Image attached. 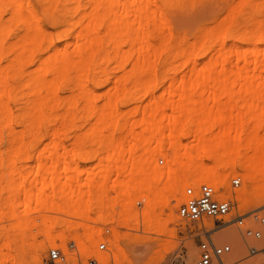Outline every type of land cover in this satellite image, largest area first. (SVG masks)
Returning <instances> with one entry per match:
<instances>
[{"label":"bare ground","instance_id":"1","mask_svg":"<svg viewBox=\"0 0 264 264\" xmlns=\"http://www.w3.org/2000/svg\"><path fill=\"white\" fill-rule=\"evenodd\" d=\"M73 1L76 3L74 5L72 4V7H69L71 10H68L66 8L68 6L65 7L64 5L72 3V0L68 3L65 0H0V146L6 141L10 143V147L12 146L18 149L23 147L25 149L24 146L26 147L27 144L22 145L23 143L21 142L24 138H26V141L30 138L34 142V138L38 141L37 138L42 140V138L47 137L53 143L58 133L56 130H52L53 132H51L44 124L46 125L51 119L56 120L59 118L65 122L73 121L77 117L73 110V108H77V97L75 100L70 92L63 96L59 94L62 88L65 89L67 87V83H73L72 81H68H70V76L73 78L74 75L79 77L75 78L74 76L76 79L74 83L80 87L77 93L82 91L79 94L80 97L77 95L78 99L82 100L81 107L94 116L91 131L89 130V132L81 136L88 138V140L90 137H93L90 140L96 137L97 139L95 140H99L102 143L107 136V134H105L106 136L104 135L103 129L106 128L105 131L108 133L107 128L109 127L111 130V126L113 128L112 130H114L121 125V116L122 118L125 117L123 116L124 113L120 112L121 109H118L119 104L124 102H126V105L127 102L128 104L134 103L137 97H135V94L138 95L137 92L142 96L152 94L151 92H153L152 90L156 86L153 88L152 85L154 83L152 84L151 81L153 82L154 79L158 81L160 78L155 77L157 76L155 75L157 62H161L160 64L162 65H159V67L162 66L161 68L167 74L174 68L176 71V67H179V65L188 66L187 68L189 69L185 67L188 72L187 77L186 75L183 78L179 76L181 80L177 84L174 81L176 78L170 76V80L173 78L172 81L176 85H173L172 83L174 82L170 81L171 83L169 82L168 87L166 84L163 86L166 87L164 88V92L162 90L163 95L160 92L156 95L157 99H154V97L150 100L148 99L146 104L139 105L141 106L139 112L140 117L136 121L137 125L140 126L138 131L131 126L119 138H114L109 135V132L108 135L111 137H108L109 139L107 138V140L105 139L107 142L102 143V145L105 148H111L109 149L110 152L104 157V162L96 167L97 173L102 172V174L99 173L102 177L104 175L103 182L106 183V179L115 171L117 173H124L128 169V165L126 164L129 163V170L126 172L129 176L134 175L133 172L136 173L138 171L136 169L140 166L138 165L139 162L142 165L141 169L139 168L138 173H136L137 175H134L138 179H132H135L133 180V184L135 185L133 189L140 192L142 196L135 201L143 203L144 198L146 205L140 213V218L135 214L133 218L134 225L132 226L137 231L140 229L144 233V235H141L143 238L140 241L143 240L141 242H144L147 251L145 254L148 255L146 264L151 260L161 259L162 254L171 250L174 246L171 240L159 243L156 248H152L151 244L153 241L160 239L157 235L167 234L168 231L165 230V224L168 219L172 220L171 222L182 219L177 213L176 206L181 201L180 188L183 186H195L198 183L214 182L220 175L219 168L231 169L235 174L238 170H241L243 171V183L237 193L239 199L238 204H247L249 201L258 204V202L263 201L264 134H260L259 130L264 126V0H225L224 2L222 0L221 2L223 4L218 9L219 12L216 13L218 11L217 9L213 10V14L210 12V17H207L209 15L206 16L209 21L206 24L198 25L197 29L191 32V36L189 37L192 39H189L190 41L186 40L188 38L186 35L179 36L177 33V35L173 34L171 29L173 23L170 13L172 12L171 9H177V5L180 4L182 6L184 1L190 3L194 0H87L85 4L80 3V0ZM4 13L7 15L3 16L2 14ZM75 13H79V15L73 19L72 14L74 15ZM43 18L55 31L48 32L45 29ZM198 56L201 58V61H198ZM108 61L113 63L111 64ZM107 62L111 64L109 67L105 65L108 64ZM177 62L179 65H177ZM114 63L116 67L114 65L113 70H120L121 73L118 75V71L114 76V71H112L111 73L114 78L108 75L113 78V83L112 85L108 83V89L110 86L111 88L106 94V91H100L105 96L102 97L104 98L103 103L100 106H96L92 93L98 92L93 89V92L90 93L89 87V91L85 88L87 84L83 83L85 82L83 80H86L84 77L90 71H93L91 73L95 76L101 72L105 74L104 69L100 68V66L102 67L104 65L109 69L110 67L112 68ZM126 64L129 67H126ZM95 65H98L97 67L100 68H96V72H99L98 74H95ZM179 68L177 69L178 72ZM105 71L107 72V68ZM160 72H158V75H161L162 72ZM77 73L82 76H79ZM101 74L99 77H101ZM146 74L152 77H147L148 75ZM167 74L161 75V79ZM93 75H91L92 78L90 77V79L95 77ZM105 75L107 76V74ZM132 76L133 79H131ZM143 76L146 77L142 78ZM167 76L169 78V75ZM81 77L83 79L80 80ZM96 77L94 80H96ZM102 78L104 77H101L100 80ZM94 80L90 82V84L92 83V87L94 86L93 83H95ZM163 80L162 82H165V79ZM109 81H100V84L104 82V85ZM97 82L95 83L96 85L99 84ZM150 84L152 85L149 90ZM154 85L157 84L155 83ZM76 86L74 88H77ZM98 87L103 86L99 85ZM71 88L68 89L70 90ZM139 88H142V94L138 91ZM68 89L66 88L65 90ZM100 92L98 96L101 94ZM194 93L198 95L196 96ZM211 93L212 96H209ZM151 96H154V94ZM151 96L147 97L151 98ZM222 96L225 97L224 101L226 106L227 104L230 106L229 104L232 102L235 103V100L233 101L235 98L236 101L239 100L242 104L246 105L248 110L253 112V117L249 115L252 117H249L251 119L249 125L248 123H246L247 125L240 124L242 121L239 116V120H237L241 122L237 123L238 121H236L237 126L235 123L233 124L235 125L234 127H232V123L229 124L231 126H228L227 124L230 121H225L226 125H222L221 123L224 122L222 119L219 120V118L211 117L212 114L210 112H205L207 111L205 108L210 102V106L215 105L214 107H220L219 103H221ZM13 107L14 109H12ZM136 107L135 105L134 108ZM77 109H79V106ZM167 109H170L173 115L164 125L162 124L161 117ZM87 112L83 111V113H86L84 115L78 110L77 113L82 115L80 119L81 116L79 117L78 114V121H86L84 119L88 116ZM121 113L122 115H120ZM193 113H197L198 115L196 120H193ZM92 117L90 116V119ZM222 118L224 119V115ZM233 118L236 119L235 117ZM249 118L247 119L249 120ZM43 121H45L44 124L42 123ZM122 125L124 128L127 124ZM219 125L221 127H218ZM215 126H217V129L215 128L217 131H214ZM187 136L192 138L190 139L191 141H184ZM75 138L76 140L74 141L77 142L78 138L76 136ZM16 139L18 141L21 140V144H19L20 142L17 143L18 141L15 142ZM79 141L81 140L79 139ZM77 143L80 145L79 142ZM53 145H49V148L50 146L51 148L54 147ZM79 145L77 150H75V154L79 156L80 160L84 161L90 158L91 154L83 151L84 149H81L82 145ZM138 147L143 150L142 153H151L149 161L152 159V165H150L151 163H149L147 158L146 161L142 160L143 157L141 158L139 156L141 150L138 151ZM31 148L32 146L29 149L31 150ZM165 149H169V152L171 151V154H169L171 159L165 158L164 161ZM44 150H47L46 146L42 147L38 154L40 155ZM135 150L138 152L136 153ZM14 151L17 152L15 149ZM158 153L160 155L164 154L162 156L163 158L161 157L160 159L165 163L161 161L162 167L159 165L160 168H158L157 164L159 163L156 160ZM154 155L157 156L154 158ZM1 158L0 165L3 164ZM133 158L137 160L136 162L138 164L135 162L137 166H134L135 163L131 166L130 160ZM153 159H155L154 165L157 163V169L152 171L153 168H150L151 171H149L150 169L148 170L144 163L146 162V164L149 163L148 165L154 166ZM166 159L170 160L171 165ZM25 160H27V157ZM63 164H65L64 161ZM36 166V170L42 172L39 175L36 171L38 176H41L40 178L45 174L52 176L50 183L40 188L36 194V197L42 198L45 196L44 189L55 187L54 182L57 180L59 173L56 170L55 164L52 162L37 159ZM130 167L136 169L132 171ZM114 169L115 171L112 172ZM142 169L148 170L149 172L142 173ZM62 170L64 172L68 170L73 172L72 175L68 176V179H76L77 181L80 178L77 164L68 167L67 163V165L62 166ZM184 170L185 173L183 172ZM180 171L181 174L175 175L176 172L179 173ZM155 172H157V175H155ZM92 173L95 175L96 172ZM92 173L89 174L91 175ZM96 177L93 176V178ZM100 177L97 178L99 179ZM27 179H29V176ZM98 179L93 180L99 181ZM119 179L118 183L120 181ZM180 179L183 181L182 184H179ZM93 180L91 179V184ZM168 180H174L175 182L173 183L172 189L166 191L163 195H157L154 190V187H157L156 183H163ZM115 181L117 183V180ZM118 183V186L116 185L119 188L117 192L121 196L126 195L125 197H127L129 192L128 184L123 183V180ZM98 188H95V192L99 190L97 192L99 194L102 190ZM8 189L12 192L11 199L14 201H17L20 196L29 198L31 195V190L28 185L25 186L22 183H11ZM218 190L215 189L219 196L222 197V191ZM59 191V197L61 198L60 193L62 192ZM76 191L75 193L74 189H70L71 195L65 198V202L62 205L58 204L57 200L54 199V195L50 196L49 199L46 198L48 210H58L63 213L64 211L70 210V215L72 211L74 214H79L81 210L79 203L84 201L80 190L78 189ZM102 193L106 198L107 193L105 190ZM226 194L227 196L231 195L229 190L226 191ZM73 195L76 198L75 200H73ZM170 196L176 203L169 209L168 218L162 220L159 215V210L167 204L168 197ZM59 197L57 196V199ZM106 199L104 200L105 203L103 206V200L101 196H98V207L100 206V210L103 207V210L108 207L109 204ZM9 200L7 199L6 202H9ZM240 200H242V203H240ZM120 201L122 202H120L121 205L116 201L119 207L122 205L125 206L124 201L128 202V200ZM135 201L133 204H135ZM87 207H89V204H87ZM174 208H176V211H174ZM101 212L105 213V211ZM82 213L79 215L82 216ZM102 214L100 215L102 216ZM8 217L19 218L15 229H20L19 233L21 238L19 240H21L22 244L19 247L17 243H14V246L11 247L12 242H10V238L14 242L15 239H13V236L12 238L10 237L11 235H8L2 244L4 254L0 257V264L7 262L10 264H21L24 261L23 254L26 252V250L24 251L25 246L34 250V254L30 257L34 262L33 264L37 263V261L39 262V256L44 246L42 241L38 240H34L38 243L40 242L39 244L37 243L36 247L32 243L27 242V238H30L33 234L32 228L37 229L38 232L41 230L46 232L44 238L49 243L54 241V238H63L62 233L59 232V234H55V237L47 233L49 227H53L52 225L54 224L52 223L51 216L40 215L34 216L31 219L28 216ZM36 220H38V223ZM204 222L208 226L212 225L210 220H204ZM117 225L131 228L126 217H120L117 220ZM71 228H73V225L70 222L65 224V229L69 230ZM96 232L92 231L86 236L84 235V239L86 241L88 240V244L85 243V240H80L81 249L76 246L80 261H85L89 257H95L97 259L107 257L106 253L94 250L89 245V240L97 235ZM223 232L229 238L239 241V237L235 231L224 229ZM29 233L32 234L30 235ZM167 235L170 237L174 236L172 230L171 232L169 230ZM114 237L111 240L112 246L110 245L112 248L111 255L119 263L118 257L125 258L126 254L122 247L118 246V242H115V239H117L116 235ZM185 245L188 254L191 255L194 247H191L189 243ZM127 258L125 259L129 264L135 263L134 261H132L133 263L130 262L128 260L129 258Z\"/></svg>","mask_w":264,"mask_h":264},{"label":"rangeland","instance_id":"2","mask_svg":"<svg viewBox=\"0 0 264 264\" xmlns=\"http://www.w3.org/2000/svg\"><path fill=\"white\" fill-rule=\"evenodd\" d=\"M65 1L68 3L71 0L70 1L69 0L68 1L65 0ZM82 1H84V2H82ZM221 1L222 0H196V2H195V0H194L193 2H190L189 1L190 3H188V1H184L182 3L183 4L182 6L179 4V5H177V9H174V10L171 9V11L174 12V13H172V12L170 13L171 16H172L173 26H172L171 29H172L173 34H175V35L179 34V36H185L186 35V37H188V38H186V40L190 41L192 39V38L189 37V36H191V32L194 29L196 30L198 25L206 24L209 21L208 18L210 17V15H209L210 12L213 14V10H216V9L218 10L220 8V6H222V4H223L222 2H224L225 0H223L222 2ZM86 2H87V0H80V3L85 4ZM75 3L76 2H74L72 0V3H68V5L66 4L64 6L65 7L68 6L66 8L68 10H71V9H69V7H72L71 5L72 4L74 5ZM188 4H190V5H188ZM69 12L70 11H68V13ZM218 12H219V10L216 13H218ZM70 14H71V12H70ZM70 14H68V15H70ZM2 15L3 16H6L7 14L4 13ZM78 15H79V13H75L74 15L72 14V18L73 19L74 18H77ZM207 15H209V16H207ZM206 16L208 18H206ZM43 25H44L45 29L48 32L49 31H51V32L55 31L54 28H52L47 22H45L44 18H43ZM181 31H183V32H181ZM182 33H184V35H182ZM197 58H198V61H201V58H199V56ZM109 63L108 64H105V65H107L109 67V65H111L113 62H111V64H109ZM160 63L161 62H157V67H156L157 71H155V75H157L155 77H157V78L160 77L159 78L160 81L159 80L157 81V79H154V81L153 82L151 81V83L152 84L153 83L154 84L156 83L157 85L150 84V86H149V90L151 89V85L153 86V88L156 86L152 90L153 92L154 91L155 92L154 93L151 92L152 94H149V95H146V96H142L136 90V92H137L138 95L135 94V97L137 96L136 98H138V99L136 100V98H135V102L134 103L132 102V103H129L128 104V102H127V105H126L125 104L126 102H124V103L119 104L118 105V109L119 110L121 109L120 112H122V113L125 114V115L123 114V116H125L126 119H124L125 117L122 118V116H121V118H120L121 119L120 120L121 125L119 127L115 128L116 130L115 129L112 130L113 128L111 126H110L111 130H110L109 127H108L107 130L110 132V134H109V132L107 133L105 131L106 128L103 129L104 135L107 134V136L105 135L106 137L104 138V141H102V143L107 142V141H105V139L107 140V138L109 137V135L113 136L114 138L115 137L116 138L122 137L126 133L127 129L129 127H131V126H133L134 129L136 131H138L140 129V126L137 125V122L136 121L140 117L139 116L140 115L139 112H140V107L141 106H139V105L146 104L148 99L150 100V99H152L154 97H155L154 99H157L156 98V95H158L160 92H161V94L164 92V90H165L164 88H166V87H163V86L165 84H166V86L167 85L169 86V84L171 82H174V81L177 82V84H178V82L181 80L180 77L183 78V76H185V75L187 77V74H188L187 69H189V68H187L188 66H183V65L180 66L178 64V62H177V65H179L180 68L178 66L176 68L177 69L179 68V72L177 71V69L175 71V68H174L171 71L172 73L169 71V73L167 74V73H165V70H163V68H161L162 66L159 67V65H162ZM100 65H103V64H100ZM114 65L116 67V64L114 63L112 65V68L110 67L111 69L110 68L108 69V67L107 66H104V65L102 67L100 66V68H103L104 69L105 74H107V76H106L102 72H101L102 74L98 72L99 75L101 74V77H104V78H102V80H100L101 77H99V75H96L97 77L95 75H93L91 73L93 71H90L89 73H87V75L85 74L86 77L83 76L84 78H86V80L85 79L83 80V81H85L83 83L84 84L85 83L87 84V86L84 85L85 88L88 89V87H89L90 93L93 92V89H94L98 93L100 91L101 92L106 91L105 92V94H106L108 92V90L111 88V86H110L109 89H108V85L109 84L112 85V83H113L112 80H113L114 76L117 74L116 72L119 71L118 72V75L121 73L120 70H116V71L113 70L114 69V67H113ZM97 66L98 65H95V69H94L95 70V74L97 73L96 72V68H99ZM105 67L107 68V72L105 71L106 70ZM126 67H129V65L126 64ZM183 68H184V70H182ZM158 69H159V71H158ZM112 71H114L113 72L114 76L111 73ZM158 72H160L161 75H165V74L169 75V78H168L167 75L164 76L163 79H165V82H162L164 80L161 79L162 76L160 74L158 75ZM72 74H73V72H72ZM172 74H175L177 77L175 75L172 76ZM91 75H93V77L95 76L96 77V80L98 82L96 80H94L95 77L93 79H90V77L92 78ZM108 75L112 76L113 78L109 77ZM146 75H148V74H146ZM74 76H73V78H71L72 76H70V78H69L70 81H68V82H71V81L73 83L76 82L74 80H76L75 78L77 76H75V78H74ZM79 76H82V75H79ZM149 76L152 77L151 75H148L147 77H149ZM170 76L171 77H175L176 79H174V81H172L173 78L170 80ZM106 77H109V78L105 79ZM145 77L146 76H143L142 78H145ZM77 78H79V77H77ZM167 78H168V80H167ZM81 79H83V78L81 77L80 80ZM109 79H110V81H109ZM131 79H133V76H132ZM92 80H94L95 83L97 82L99 84L96 85L95 83H93L94 86L92 87V83L90 84V82ZM104 80L105 81L107 80L109 82H107V84H104V85H103L104 82L102 84H100ZM155 81H157L158 83L155 82ZM159 82L162 83V84H160ZM175 82L172 83V84L173 85H176ZM73 83H67V87H65V89L66 88L67 89L68 88H71V86H72V88L70 90L68 89L69 91L68 90H65L64 88H62L59 94L61 96H63V95H65V94H67V93L70 92V94L73 95V97H74L75 100H76V97H77V108L79 106V109L73 108V110H74L75 116L78 117V114H79V117L81 116L80 117V119H81L82 118V115L80 113H83V111L84 112H87V111L82 109V107H81V105H82L81 101L82 100H79L78 99V96H79V94H81L82 91L79 92V93H77L80 90V87H78L79 85L76 86L75 83L74 84ZM70 84H71V86H70ZM158 84H160V86H158ZM73 85H75L77 88H74L75 86H73ZM90 85H91V88H90ZM99 85L100 86L102 85L103 87H98ZM105 87H107V88H105ZM157 87H158V90H157ZM72 89H73V91H72ZM89 89H88V91H89ZM141 89L139 88L138 91L141 92V94H142L143 91ZM162 90H163V92H162ZM63 91H66V92H63ZM95 93L94 92L92 93L94 95L93 97L95 99V104H96V106H100V104L103 103V99H104L102 97L105 96V95L101 93L98 96V93H96L97 96H98V98H99V100H97L98 98H96L97 96H95L96 95ZM153 94H154V96H151ZM194 95L197 96L198 94L197 93H194ZM147 96H149V97L151 96V98H148ZM209 96H212V93ZM144 97L147 98V99L145 98L146 99V102H145ZM224 98L225 97H223L221 99V103H219L220 107L218 106V104H216L218 107H214L215 105L210 106L211 105V102H210L209 103L210 105L208 104L209 107L207 105L206 108H205V110H207V111H205V110L204 111L205 112H210L212 114L211 117L213 116L215 118H219V120L222 119L224 122L225 121H228V122L230 121L227 124L228 126H231L229 124L232 123V127H234L236 125V121L239 120V117H240V120L242 122L241 121H238L237 123H240L241 122L240 124H242V125H245L246 123H248V125H249V121L251 120L250 118H252L254 116L253 112H251L250 110H248V108H246V105L242 104L239 100L236 101L235 98L233 99V101L235 100V103L232 102L231 104H229L230 106H228V104L226 106L225 105L226 103L224 101L225 100ZM97 104H99V105H97ZM135 105L137 106L136 108H134ZM210 107H212V108H210ZM12 109H14V107ZM211 109H212V112H211ZM219 109H220V111H219ZM78 110H79L80 113H77ZM213 110H215V111L213 112ZM60 112H62V111L60 110ZM122 113L120 115H122ZM83 114L85 115L86 113H83ZM87 115L88 116L86 117V119H84L86 121H78L77 117H75L76 119L73 120L74 122L73 121H65V122H63V121H61L58 118L59 120L58 119H56V120L55 119H51L50 122H48L45 125L44 124L45 121H43L42 123L44 124V126H46V128H48V130H50L51 132H53L52 130H56L57 131L58 136L54 138V142L55 143L54 142L51 143L50 142V139L47 138V137H45V138H42V140H39V138H37L38 141H36L35 138H34L33 139L34 142L30 138L27 141H26V138H24L22 141L21 140L18 141V139H16L15 142L18 141L17 143H19L21 141L23 143L22 145H24V144L26 145L27 144L26 147L24 146L25 149H23V147H20V149L15 148V147H12V146L10 147V143H7L6 141L1 144L0 149H2V150L0 151V154H1L0 157H2L1 159L3 161V164L0 165V216H1L0 217V257L4 254V248H3L2 244H3V241L6 240V238H7L8 235L9 236L11 235L10 237L13 236L14 238L13 237L12 238L15 239V242H14L9 237L10 238V242H12L11 247L14 246V243H17V246H19V245L22 244L21 243V240H19L21 238V235L19 233V230L20 229H17V228H16L17 230L15 229L16 224L19 221V218H9L8 216H18V217H20V216H28L31 219L34 216H40V215L44 216V215H46V216H51V220L53 221L52 223H54L52 225L53 227H51L52 229L49 227V230H48L47 233L50 234V235H53L55 237V234L57 235V233L59 232V233H62V237L63 238L62 239L54 238L53 239L54 241H52L51 243H49V242H47L45 240L46 238H44L46 232H44L43 230H41L40 232H38L37 229L32 228V232H33L34 236H33L32 233H29L30 235L32 234L30 236V238L32 237V239L30 240V238H27V242H29L30 244L32 243V245L34 247H36L37 246V243H38L36 241L38 240V241H42L43 246H44L43 247V250L41 251L40 256H39V262L37 261V263H35V264H43V261H44V258L46 256V252H47L48 248L54 247V246H60L63 250H66V244L69 241H71V240H74L76 246H78V248L81 249V247H80L81 244L79 243L80 240H85V243L88 244L87 243L88 240L86 241V239H84V235L86 236L88 233H90L92 231H95V232L97 231L96 232L97 235H95L91 240H89V245L94 250H96V244L99 241L103 240V239L107 241L108 245H111L112 246L111 240L113 239L114 235H116V238L117 239H115V242L116 243L118 242L117 243L118 246L122 247V249L124 250L126 256L129 259L126 256H125V258H127L130 262L134 261L135 262L134 264H143V263L146 264V262H147L146 259H147V256L148 255H145V254H146L147 251H146V248L144 246V242H141L143 240L140 241V239L143 238V236H141V235H144V233L140 229H138V231H137V229H134V227L132 226V225H134L133 224L134 223L133 218H134L135 214L138 216V218H140V213L142 212V210L145 208V205H146L144 198H143V203H141L137 207H135L134 204H133V202L136 199L142 197L141 194H140V192L135 191V189H133L135 187V185L133 184V182H134L133 180L138 179V178H135L134 175H137L136 173H138L139 168L141 169L142 165L140 164V162L138 164L136 162L137 160H134V158H135L134 157L132 160H130L131 161L130 164H132L131 166H133L135 162L138 165H140L138 169H136L135 167H133V168L136 169V171L138 170L136 173L133 172L134 175L129 176L126 173L129 170V163H128V164H126V165H128V167H127L128 169H126L124 171V173L121 172L122 173L121 174L119 171H118L119 173H117L115 171V169H114V170H112V172L115 171L114 172L115 174L111 172L112 174H110L111 176L109 175V177L106 179V183L103 182L104 175H103V177L101 175H99V173L102 174V172H98L97 173L96 167L99 164H102L104 162V157L110 152L109 149H111V148H108V147L105 148L104 145H102V143L99 142V140H95V139H97L96 137H94L93 140H90V139L93 138V137H90V139L88 140V138H83L81 136L84 133L89 132V130L91 131V128L93 127L94 116L92 114H90L89 112H87ZM120 115H119V117H120ZM172 115H173L172 111L170 109H167V111L165 112V114L161 117L162 124L165 125L171 119V116ZM223 115H224V119L222 118ZM249 115L250 116L252 115V117H250ZM90 116L91 117L93 116V117L90 119ZM192 116H193V120H196L198 118L197 117L198 116L197 113L196 114L193 113ZM230 116H232V117L230 118ZM227 117H228V119H227ZM233 117H235L236 119H234ZM247 118H249V120ZM246 120H248V121H246ZM122 121H123V123H122ZM243 121H245V122L243 123ZM224 122H222L221 124L222 125L223 124L226 125V122L225 123ZM234 123H235V125H233ZM122 124H124V125L127 124V125H125L126 127L124 126V128H123V125ZM218 127H221V126L219 125ZM215 128L217 129V126L214 127V131H217ZM263 131H264V126H262L260 128L259 133L260 134H262V133L264 134ZM75 136L78 138V141L77 142H79L80 145L76 141H74V140H76ZM187 137L184 139V141L185 142L191 141L190 139H192V138L189 136L188 139H187ZM79 139L81 141H79ZM83 140L84 141L86 140V141L84 142ZM96 141H97V143H96ZM21 142L19 144H21ZM32 142L35 143V144H33ZM99 143H101V144H99ZM31 144H33L34 146L31 145ZM48 144L49 145L54 144L53 145L54 147L51 148V146H50V148H49V145ZM78 145L79 146L82 145L83 148L81 147V149H84L83 151H85L87 153L89 152V154H91V157L88 158V159H86V160H84V161H81L80 158H79V156H77L75 154L76 153L75 150H77ZM31 146H32L33 149L31 148V150H30L29 148ZM45 146H46V149L47 150L46 151L44 150V152H42L39 155L38 154L40 152L39 150L42 147H45ZM138 148H137L138 151L141 150V152L139 153L140 154L139 156L141 158L143 157L142 160H145L146 161V158H147L148 161H149V158H150L151 153L150 152H146V153L143 152L142 153L143 150L141 148H139V149ZM14 149L17 152H15ZM137 150H135L136 153L138 152ZM3 152H4V154H2ZM135 152H134V154H136ZM170 152H169V149H165V155L164 154H161L160 155L158 153L157 155H158L159 158L157 157L156 160L160 159L163 155H164V159H163L164 161H165V158L171 159L170 158L171 156L169 155V154H171ZM42 154H43V156H42ZM92 154L93 155L95 154L94 155L95 157ZM141 154H143V155L141 156ZM146 154H147V157H146ZM38 156H39L40 159L38 158ZM156 156L154 155V158ZM26 157H27V160H25ZM140 157H138V158H140ZM138 158H136V159H138ZM37 159L38 160H41L42 159V161H46V162L47 161L48 162H52L53 164H55L56 170L59 173V175L57 176V180L54 182V186L55 187L53 186L54 188L44 189L45 191H43V192H44V195L45 196H43L42 198L36 197V194H37V192H39V189L40 188H43L44 186H46V185H48L50 183V181L52 180V176L50 174H48V175L45 174L42 177L43 179L40 178L41 176L40 177L38 176V174L39 173L41 174L42 172L41 171L38 172L36 170L37 169L36 168L37 167L36 166ZM154 160L155 159H153V165H154V162H155ZM166 160L170 164V160H168V159H166ZM63 161H64L65 164H63ZM150 161H149V163H151L150 165H152V161L151 162ZM164 161H163V163H165ZM167 161H166V163H167ZM67 163H68V167H72V166H75L77 164L78 171H79V174H80V178L77 181H76V179H68V176L73 174V172L71 170H68L66 172H64L62 170V166L63 165H67ZM136 163H135L134 166H137ZM149 163L146 164V162H145L144 165L147 166L148 170L150 168H153L152 171H155V169H157V166H156L157 163H159V164H157L158 165V168H160L159 165L160 166L162 165V163H160L159 161H157V163L154 166L148 165ZM164 165H163V167H164ZM167 167H168V165H167ZM144 168H145V166H144ZM147 168H145V169H147ZM164 168H166V167H164ZM135 169H132L131 168L132 171H134ZM92 170H94V171H92ZM148 170L146 171V170H143L142 169V171H143L142 173H147V172L151 171V169L149 171ZM36 171L38 172V174L36 173ZM69 171H71V172H69ZM88 172L89 173H92V172L95 173L96 172V173H95V175H93V173L90 175ZM183 172L185 173V170ZM219 172H220L219 177L214 182H210V184L213 186L214 189H219V190L222 191V195H223L222 198H230V199H232L235 202L236 209H237V214L247 213V212H249L251 210H255L259 214L264 215V200L258 202V204H254V202H251V201H249V202H247V204H245V203H242V200H240L241 201L240 203H242V204H238L239 203V199L237 197V193H238V190L241 188L242 183H243V179H242L243 178V176H242L243 175V171L238 170L237 173L235 174V173L232 172L231 169H227L226 170V169L219 168ZM35 173H36V176H35ZM125 173H126V175H124ZM96 174H97V177H100V176L101 177L98 179L96 177ZM179 174H181V171L179 173L178 172L175 173V175H179ZM30 175H31V180H30ZM155 175H157V172H155ZM28 176H29V179H27ZM93 176H95L96 178H93ZM124 176H125V178H124ZM121 177H122L123 183L125 182V183L128 184V189H129L128 191L129 192H128V196L127 197H125L126 195H124V196L122 195L121 196L119 194V192H117L119 188L116 187V185L118 183V179L119 178H120L119 179L120 180L119 183L122 181L121 180ZM233 177H239L240 178V184L237 187H231L230 186V179L233 178ZM25 178H26V180H25ZM132 178H135V179H132ZM91 179L92 180L93 179H98L99 181L93 180L94 183L92 181V184H91ZM107 180H108V183H107ZM115 180H117V183H116ZM174 180H170V181L168 180L167 182H163V183H161V182L160 183H156L157 187L155 186L154 187V190L156 191L157 195H163V194H165L166 191L171 190L172 189V186H173V183H175ZM179 181H180L179 184H182L183 181H181V179ZM129 182H130V184H129ZM11 183L12 184L22 183L25 186L28 185V187L31 190L30 191V194H31L30 197L29 198H24L23 196H20V198L17 201L12 200L11 199L12 192H10V190L8 189L9 188V185H11ZM100 183H102V184H100ZM221 183H222V185H221ZM96 184H99V185L96 186ZM103 184H105V185L107 184L106 187ZM92 186H93V188H91ZM98 186H100L99 188L102 190V191L100 190L101 192H99V194L101 193V195H99L97 193L99 190H97V192H95L96 191L95 188L96 187L98 188ZM185 186H187V185H185ZM185 186H183L182 188H180L181 198H182V189ZM106 188H109V189H106ZM70 189H74L75 190V193L77 192L76 190L79 189L80 192H81V194H82V196H83V201L84 202H80L79 203V206L81 207V210H80V213L79 214L81 215V212H83L82 213V216H80L78 213H75L74 214L73 211H72V214L70 215L69 214V211L70 210L69 211H64V213L62 211L60 212V211H58L56 209H55L56 211H54V210H48V208H47V204L48 203H47L46 198L49 199L50 196H53L54 195V199L57 200V202H58L59 205H62L65 202V198L67 196H70L71 195ZM54 190H55V192H54ZM59 190L62 192V193H60L61 198L59 197V193H58ZM104 190L107 193L106 198H108V199H106L105 196L102 193ZM227 190H229V192L231 194L230 196H227V194H226V191ZM56 193H57V196L59 197L58 199H57ZM97 195L98 196H101V198L103 200V203H102L103 206H104V203H105L104 200L105 199H106V201L108 200L107 202H108L109 205H108V207L105 208V210H103V208H104L103 206H102L103 208L101 210H100V206L98 207L99 200H98V196ZM75 196H76V194H75ZM75 196L73 195V197H74L73 200L76 199ZM120 198H122V199H120ZM7 199H10L9 202H6ZM120 200H122V201L128 200V202L124 201L125 202L124 203L125 206L122 205L125 208H123L122 206L119 207V205H121V203H122ZM116 201L119 203V205H118V203ZM127 203H128V205H127ZM175 203H176V201L171 196L168 197L167 204L165 206H163L161 208V210H159V215L161 216V219L162 220H164L165 218L166 219L168 218L167 216H169V212H170L169 209L172 208L175 205ZM87 204H89V207H87ZM85 205H86V207H84ZM105 206H107V205H105ZM112 208H114V209H112ZM101 211H105V213L104 212H101ZM174 211H176V208H174ZM100 214H102V216ZM77 216H80V217H77ZM120 217H126L128 219V224H129V226L131 228H126V227L118 226L117 225V220ZM132 220H133V222H132ZM171 221L172 220H170V219H168L166 221L165 230L168 231L167 234L169 233V230H170V232L172 230V234L174 236L170 237L166 233H165L166 235L165 234H163V235L162 234L157 235L160 239L153 241L152 244H151V246H152V248H156V246L159 243L165 242L167 240H171V242L174 244L173 248L171 250L167 251L166 253H163L161 259L151 260L148 264H190V262L192 261V259L195 257V254H196V242H197V235H196L197 234V231H196V229L198 227L197 223L186 222L183 219H180L179 221L178 220H175L174 222H171ZM36 222L38 223V220H36ZM68 222H70L73 225V228H71L69 230L65 229V224L68 223ZM115 224H116V226H115ZM224 229H231V230L235 231L236 234L239 237L238 238L239 241L238 240H234L233 238H229L228 236H226L225 233L223 232ZM106 230H107V232H106ZM29 234H28V236H29ZM211 236H212L213 240H216V238H219L220 237L219 240H224V241H226V242H228L230 244L231 249H232L231 250L232 251L231 252V255L233 256V257L231 256V258L233 260L237 259L238 260L237 264H258L259 262H261V259H260L259 254L253 255L251 257L242 258L246 254V245L244 243V240L242 239V236L237 231V229L234 227V225H227V226H225V228L223 227L219 231L212 233ZM234 238L236 239V237H234ZM263 238H264V227H263ZM34 240H36V241H34ZM186 243H189L191 245V247H194L193 253L191 255H189L188 252H187V248H186V245H185ZM78 244H80V245H78ZM25 250L28 253L24 252V254H23L24 255V257H23V260L24 261H22L21 264H33L34 262L32 261V259H30V257H32L31 256L32 254H34V250L32 248L27 247V246L24 247V251ZM31 252H33V253H31ZM21 258H22V256H21ZM125 258H122V257L119 256L118 257L119 263L120 264H129V262ZM23 262H25V263H23ZM2 264H10V263L7 262V263H2Z\"/></svg>","mask_w":264,"mask_h":264},{"label":"built area","instance_id":"3","mask_svg":"<svg viewBox=\"0 0 264 264\" xmlns=\"http://www.w3.org/2000/svg\"><path fill=\"white\" fill-rule=\"evenodd\" d=\"M158 161L161 163L162 159ZM239 184V177L230 179L231 187H237ZM140 204L141 202L135 201L134 206ZM177 213L186 222L198 225L196 254L190 264H237V259H231L230 244L219 240L220 237L213 240L211 236L227 225H234L244 240L246 254L242 258L259 254L261 262L258 264H264V215L255 210L237 214L235 202L230 198L220 197L210 183L185 186ZM204 220H210L212 225H206ZM111 249L103 239L96 244V250L103 251L107 257H89L80 261L75 242L71 240L66 244V250L60 247L48 248L43 264H119L112 257Z\"/></svg>","mask_w":264,"mask_h":264}]
</instances>
